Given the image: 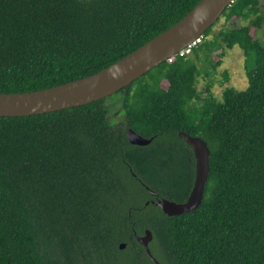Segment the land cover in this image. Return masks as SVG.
Instances as JSON below:
<instances>
[{
  "label": "trees",
  "instance_id": "obj_1",
  "mask_svg": "<svg viewBox=\"0 0 264 264\" xmlns=\"http://www.w3.org/2000/svg\"><path fill=\"white\" fill-rule=\"evenodd\" d=\"M200 1L0 0V93L93 75ZM261 1L234 0L214 42L207 38L216 24L189 53L109 98L0 117V264H155L135 238L147 230L160 264H264ZM218 41L253 66L248 88L227 86L220 99L211 85L197 88L199 62L213 65ZM129 129L153 141L133 145ZM179 132L208 143L210 173L201 206L170 217L149 190L177 203L189 197L196 161Z\"/></svg>",
  "mask_w": 264,
  "mask_h": 264
},
{
  "label": "water",
  "instance_id": "obj_2",
  "mask_svg": "<svg viewBox=\"0 0 264 264\" xmlns=\"http://www.w3.org/2000/svg\"><path fill=\"white\" fill-rule=\"evenodd\" d=\"M234 0H201L183 19L142 45L124 58L88 77L66 84L26 93H0V117H24L80 107L109 98L130 86L154 68L171 61L179 52L203 37L205 32L222 17ZM179 136L191 147L195 157V180L187 200L177 203L161 198L153 190L150 194L158 200L159 206L170 217L180 216L197 210L204 199L210 173L211 149L208 143L185 132ZM129 142L147 146L153 139H147L133 129L127 131ZM148 188V187H147ZM155 264L160 262L152 255L149 245L153 234L147 230L137 238ZM126 244L120 245L124 249Z\"/></svg>",
  "mask_w": 264,
  "mask_h": 264
},
{
  "label": "rangeland",
  "instance_id": "obj_3",
  "mask_svg": "<svg viewBox=\"0 0 264 264\" xmlns=\"http://www.w3.org/2000/svg\"><path fill=\"white\" fill-rule=\"evenodd\" d=\"M261 4L264 5V0L261 1ZM243 25H245L244 21L237 22L238 27ZM226 26H228V24L225 23V20L223 18L220 19L214 26L212 34L207 38V41L214 42L215 36ZM258 37L260 40H264V29L259 31ZM217 59L221 61V64L217 67H213V65L217 63ZM211 60L213 61V65L205 64L202 61L199 62L202 75L198 78L197 88L200 92H205L207 86L211 85V93L220 99L223 90L227 86L234 87L239 91H244L248 88L249 78L247 72L251 70L253 66L245 62V57L239 47L236 46L229 50L221 41H218L213 47ZM225 73L229 75V81L225 80ZM118 100V98L108 100L111 113L113 112L112 110L117 108L116 102H118Z\"/></svg>",
  "mask_w": 264,
  "mask_h": 264
},
{
  "label": "built area",
  "instance_id": "obj_4",
  "mask_svg": "<svg viewBox=\"0 0 264 264\" xmlns=\"http://www.w3.org/2000/svg\"><path fill=\"white\" fill-rule=\"evenodd\" d=\"M202 38L203 37L197 39L193 44L189 45L186 49H184L183 51L179 52L178 55L184 56V55H186V53H189L192 47H194L197 44L201 43Z\"/></svg>",
  "mask_w": 264,
  "mask_h": 264
},
{
  "label": "flooded vegetation",
  "instance_id": "obj_5",
  "mask_svg": "<svg viewBox=\"0 0 264 264\" xmlns=\"http://www.w3.org/2000/svg\"><path fill=\"white\" fill-rule=\"evenodd\" d=\"M138 237H140V236L135 235V238H136V241H137V242H138V240H137ZM139 244H140V243H139ZM126 246H127V245H126ZM125 248H126V247H125ZM125 248H124V249H125Z\"/></svg>",
  "mask_w": 264,
  "mask_h": 264
}]
</instances>
